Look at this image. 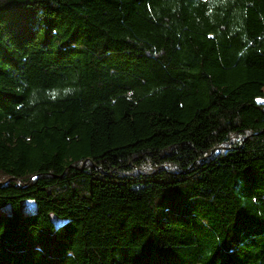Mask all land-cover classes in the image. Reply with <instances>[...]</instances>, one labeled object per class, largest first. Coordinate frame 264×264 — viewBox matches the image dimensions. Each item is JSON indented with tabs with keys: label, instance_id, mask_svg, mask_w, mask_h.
Segmentation results:
<instances>
[{
	"label": "trees",
	"instance_id": "obj_1",
	"mask_svg": "<svg viewBox=\"0 0 264 264\" xmlns=\"http://www.w3.org/2000/svg\"><path fill=\"white\" fill-rule=\"evenodd\" d=\"M263 98L264 0H0V264H264Z\"/></svg>",
	"mask_w": 264,
	"mask_h": 264
},
{
	"label": "rangeland",
	"instance_id": "obj_2",
	"mask_svg": "<svg viewBox=\"0 0 264 264\" xmlns=\"http://www.w3.org/2000/svg\"><path fill=\"white\" fill-rule=\"evenodd\" d=\"M262 100H264V98ZM36 210H37V204L35 201L33 200L22 201L21 204L22 213L24 214L33 213ZM0 213H6V214L12 213V204L7 203L4 205H0ZM52 217L56 224H61L65 221L64 219L57 217L55 214H52Z\"/></svg>",
	"mask_w": 264,
	"mask_h": 264
}]
</instances>
